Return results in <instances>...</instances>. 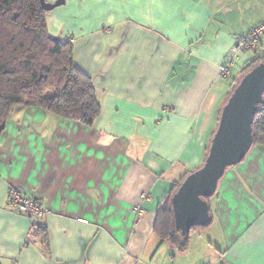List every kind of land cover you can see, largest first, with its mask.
<instances>
[{
	"label": "crops",
	"instance_id": "obj_1",
	"mask_svg": "<svg viewBox=\"0 0 264 264\" xmlns=\"http://www.w3.org/2000/svg\"><path fill=\"white\" fill-rule=\"evenodd\" d=\"M61 5L48 31L72 41L101 113L87 126L14 108L0 139V264H264L262 145L226 170L211 223L187 233L184 249L157 230L256 55L244 50L230 81L219 77L236 39L264 21V0ZM258 45L264 55V34ZM12 187L46 208L35 224L10 207Z\"/></svg>",
	"mask_w": 264,
	"mask_h": 264
},
{
	"label": "trees",
	"instance_id": "obj_2",
	"mask_svg": "<svg viewBox=\"0 0 264 264\" xmlns=\"http://www.w3.org/2000/svg\"><path fill=\"white\" fill-rule=\"evenodd\" d=\"M47 15L40 0H0V139L18 105L39 107L87 126L101 113L92 77L76 66L72 41L50 35ZM258 46L244 49L256 55L242 76L264 62ZM253 136V146H264V99L253 117ZM210 213L208 224L212 209ZM157 230L180 249L186 247L187 234L183 237L175 226L171 201L161 210Z\"/></svg>",
	"mask_w": 264,
	"mask_h": 264
},
{
	"label": "water",
	"instance_id": "obj_3",
	"mask_svg": "<svg viewBox=\"0 0 264 264\" xmlns=\"http://www.w3.org/2000/svg\"><path fill=\"white\" fill-rule=\"evenodd\" d=\"M50 12L65 0L47 2ZM264 99V62L247 71L233 87L221 110L204 164L191 172L173 194L171 205L175 226L185 236L193 227L211 220L208 198L217 191L226 170L246 157L254 144L253 117Z\"/></svg>",
	"mask_w": 264,
	"mask_h": 264
},
{
	"label": "built area",
	"instance_id": "obj_4",
	"mask_svg": "<svg viewBox=\"0 0 264 264\" xmlns=\"http://www.w3.org/2000/svg\"><path fill=\"white\" fill-rule=\"evenodd\" d=\"M263 34L264 21L252 27L247 35L236 39L235 44L219 66L221 79L228 80L232 77L233 70L239 65V59L244 49L257 47ZM9 205L13 210L28 215L33 223L46 213V208L37 198L14 187L9 191Z\"/></svg>",
	"mask_w": 264,
	"mask_h": 264
},
{
	"label": "rangeland",
	"instance_id": "obj_5",
	"mask_svg": "<svg viewBox=\"0 0 264 264\" xmlns=\"http://www.w3.org/2000/svg\"><path fill=\"white\" fill-rule=\"evenodd\" d=\"M47 2H56L57 0H46ZM62 6V5H61ZM61 6H58L57 8H59V7H61ZM57 8H55V9H57ZM48 13H50V12H48ZM231 79V78H230ZM228 81H230L229 79H228ZM197 232H201V231H197Z\"/></svg>",
	"mask_w": 264,
	"mask_h": 264
}]
</instances>
